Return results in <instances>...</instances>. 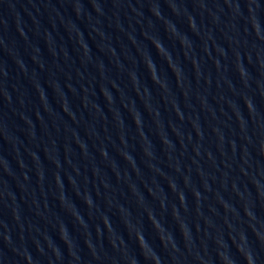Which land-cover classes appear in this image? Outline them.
<instances>
[{
    "label": "water",
    "instance_id": "1",
    "mask_svg": "<svg viewBox=\"0 0 264 264\" xmlns=\"http://www.w3.org/2000/svg\"><path fill=\"white\" fill-rule=\"evenodd\" d=\"M103 264H264V0H88Z\"/></svg>",
    "mask_w": 264,
    "mask_h": 264
}]
</instances>
